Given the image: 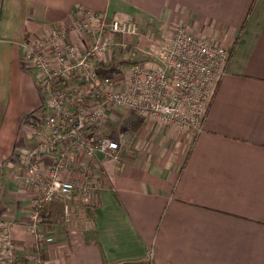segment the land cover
<instances>
[{
  "label": "crops",
  "instance_id": "1",
  "mask_svg": "<svg viewBox=\"0 0 264 264\" xmlns=\"http://www.w3.org/2000/svg\"><path fill=\"white\" fill-rule=\"evenodd\" d=\"M25 5L19 42L6 47L9 41L0 38V226L11 227L20 252L31 249L25 227L34 190L14 181L6 165L30 145L22 120L40 104L23 45L47 34L50 25L68 29V39L84 45L85 36L70 29L83 8L107 20L137 22L138 35L112 36L116 50L127 44L137 52L103 57L122 79L128 60L158 57L179 25L225 47L231 57L199 133H178L148 118L137 130L121 132L118 159L84 158L98 181L89 225L66 222L48 230L43 263L264 264V0H25ZM126 110L123 119L134 121V112Z\"/></svg>",
  "mask_w": 264,
  "mask_h": 264
},
{
  "label": "built area",
  "instance_id": "2",
  "mask_svg": "<svg viewBox=\"0 0 264 264\" xmlns=\"http://www.w3.org/2000/svg\"><path fill=\"white\" fill-rule=\"evenodd\" d=\"M74 26V32L90 34L87 46L66 40L67 31L59 30L23 45L24 59L42 88L45 104L26 118L30 145L7 166L14 181L34 189L27 222L32 236L31 264H44L47 228L43 205L61 198L65 219L70 220L68 203L77 188L84 192L97 189L92 186V164L84 158L97 154L119 158L120 141L101 133L105 110L131 109L143 120L153 118L181 132L199 133L230 59L228 49L179 25L158 57L132 63L127 79L118 80L101 64L103 55L115 45L112 36L138 35L137 22L107 20L81 8ZM86 86L89 89L82 88ZM71 167L78 174L74 181L64 178ZM82 178L89 180L78 185L75 180ZM2 226L3 263L17 264L9 225Z\"/></svg>",
  "mask_w": 264,
  "mask_h": 264
},
{
  "label": "rangeland",
  "instance_id": "3",
  "mask_svg": "<svg viewBox=\"0 0 264 264\" xmlns=\"http://www.w3.org/2000/svg\"><path fill=\"white\" fill-rule=\"evenodd\" d=\"M26 9H27V7L25 5V0H0V38L7 39L9 41L8 43L4 44L5 46L6 45L11 46V45H13L12 43L13 42H17V40L19 42L18 38H20V36H21L22 24H23L22 22H23L24 14L26 13ZM75 22H77V19L72 21V23L70 24V29H74L75 28V26H74ZM53 27L54 26L50 25V29H47V31H45V32L49 33V34L53 33L54 31L57 30V29H55V27L54 28ZM67 30L68 29H66V31ZM67 33H68V31H67ZM77 33L79 35L83 34L85 36L84 38H85L86 42H85L84 45H81V46H87L89 44V42H90V38H89L90 34L84 33L83 31H82V33H80V32H77ZM42 35L43 34H39V36L33 37L31 41L26 43V45L27 46L32 45L31 43H33V41L36 40V39H40L42 37ZM66 40L72 41V40H69L68 38ZM72 42H74V41H72ZM1 45H3V44L0 43V46ZM122 47H120V48H121V50L123 52L121 50H116V46L113 45V48L108 50L107 54L111 55L114 52L119 51V53L122 52V54H124V55L127 54L128 55L129 53L130 54H132V53L135 54L137 52L136 51L137 49L134 46H130V45L124 44V45H122ZM23 53H24V51H23ZM105 55H103V57H105ZM135 58H136V55H135ZM136 61L137 60H135L134 62H136ZM101 64H104V62L102 61ZM128 64L131 65L132 61L128 60ZM28 66H29V64H28ZM129 69H128V71H129ZM112 73H113V77L118 79V80H124L125 81V79H127L126 77H125V79H122L120 75H116V73H114L113 71H112ZM123 74H124V71H123ZM38 87L40 88V91L38 93V95H39L38 99L40 100V104H39V106L36 109H34V111H31V112L27 113V115L22 120V125L25 123L26 118L28 116H30L31 114L35 113L39 109H41L44 106V104H45V96H44V93L42 92V88H41L40 85H38ZM82 88L87 90V89H89V86L88 87L87 86L86 87H82ZM123 111L126 112L127 110L126 109H120V108H108V109L105 110V117H104V121L102 122V129H101V133L103 135L104 134L105 135H109V136L117 139L118 141L122 139L121 138L122 137L121 132L124 131V129L126 128V124H127L126 121L123 119V116H122V112ZM111 113L114 116L113 117L114 121L110 122L109 120H107V116L109 114H111ZM128 115H130V114H128ZM135 119H137V116L133 115L132 120H135ZM152 120H153V122L155 124H160L162 126H166L163 123L158 122L155 119H152ZM177 132L178 133H182L179 130H177ZM84 162L86 164H89V163H87V161H84ZM7 165H8V163H7ZM7 165H6V167L8 169ZM93 172L91 171V173H93ZM75 177H76V172L74 170V167L68 168L64 172V178H66V179L74 181ZM79 178H80V175H79ZM88 180H89V178H87V179L82 178L80 181H76L75 180V182L78 185H80L82 182H86ZM91 180H92V186L95 184V187H98V181L96 179H94V175L91 177ZM22 186L23 187H28V186H25V185H22ZM31 189L34 190L33 188H31ZM96 190L95 191H91V192H84V189L77 188L76 192L74 193L73 200L71 201L72 202V207H73V212H70V216H69L70 220L66 221L65 215H64V221H62L60 223H57L55 225V227L58 226V225H61L62 223H66V222H67V224H70V226L74 227V228H81V227L82 228H86V227H88V225H89L88 224V219H87L88 217H86V215L84 213H85V211L86 212L87 211L92 212V210L94 208V197H95L94 194L96 193ZM86 197H87V199H85ZM31 204H32V201H31ZM29 211H30V209H29ZM45 225L46 224L44 223V226ZM2 227H4V226H0V232L2 231ZM45 227L47 228L46 232L51 229V228H49L47 226H45ZM9 228H11V227L9 226ZM25 228H26V231H27V235L29 236V238L32 241V236L30 235V233L28 232V229H27V223H26V227ZM9 233H10L9 235H10L11 241H13V243H15V240H14V238L12 236V233H11V229H9ZM15 245H16L15 246L16 252L18 254L17 264H31V260H30V257H29L30 250H29V252H28V250H27V252H25L24 250H23V252H20L18 245L16 243H15ZM0 250H1V246H0ZM3 259L4 258L1 257V255H0V264H4L3 263Z\"/></svg>",
  "mask_w": 264,
  "mask_h": 264
},
{
  "label": "trees",
  "instance_id": "4",
  "mask_svg": "<svg viewBox=\"0 0 264 264\" xmlns=\"http://www.w3.org/2000/svg\"><path fill=\"white\" fill-rule=\"evenodd\" d=\"M230 57H231V53H230ZM142 124H143V119L138 117L134 121L127 123L126 127L131 131H135L138 128H140ZM64 205L65 202L59 197H55L50 202H47L43 205L42 207L44 211L43 220L44 223L46 224L45 226L52 228L57 223L64 221V211H63ZM68 206L71 212H73L71 201L68 203ZM84 214L86 215V217H91V215L93 214V210L92 212L85 211Z\"/></svg>",
  "mask_w": 264,
  "mask_h": 264
}]
</instances>
